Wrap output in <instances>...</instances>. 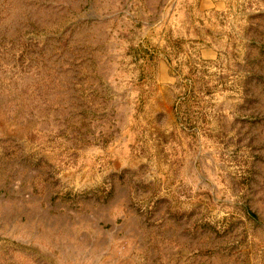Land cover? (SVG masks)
I'll use <instances>...</instances> for the list:
<instances>
[{
  "label": "rangeland",
  "instance_id": "1",
  "mask_svg": "<svg viewBox=\"0 0 264 264\" xmlns=\"http://www.w3.org/2000/svg\"><path fill=\"white\" fill-rule=\"evenodd\" d=\"M0 0V264H264V0Z\"/></svg>",
  "mask_w": 264,
  "mask_h": 264
},
{
  "label": "crops",
  "instance_id": "2",
  "mask_svg": "<svg viewBox=\"0 0 264 264\" xmlns=\"http://www.w3.org/2000/svg\"><path fill=\"white\" fill-rule=\"evenodd\" d=\"M203 1H206V4H209V5H214L215 2H212V1H215V0H203ZM217 1H220V0H217Z\"/></svg>",
  "mask_w": 264,
  "mask_h": 264
}]
</instances>
